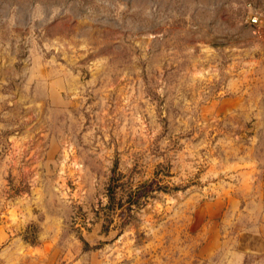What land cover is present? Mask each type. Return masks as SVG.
<instances>
[{
  "label": "rangeland",
  "instance_id": "1",
  "mask_svg": "<svg viewBox=\"0 0 264 264\" xmlns=\"http://www.w3.org/2000/svg\"><path fill=\"white\" fill-rule=\"evenodd\" d=\"M263 71L264 0H0V264H232Z\"/></svg>",
  "mask_w": 264,
  "mask_h": 264
},
{
  "label": "crops",
  "instance_id": "2",
  "mask_svg": "<svg viewBox=\"0 0 264 264\" xmlns=\"http://www.w3.org/2000/svg\"><path fill=\"white\" fill-rule=\"evenodd\" d=\"M258 78L259 83L255 90V97L249 100V104L256 105V110L250 114V117L256 122L257 128L260 127L258 132L260 141L258 140L257 144V151L260 154L257 159L252 160L254 163H250V169H254L255 173L251 176L252 189L247 198L248 207L247 209H240L239 206L227 208L220 213L222 217H227L232 213L236 218L234 222H244L243 224H235L234 227L237 228L234 231L233 243L227 247L229 248V257L226 258V261L232 264H249V261L251 264H259L260 261L264 263V71ZM246 217H249L248 221L243 219ZM214 222L216 224L214 225V233L202 247L203 250L210 251L208 256L222 246L220 224L219 221ZM1 232L0 229V241L2 243Z\"/></svg>",
  "mask_w": 264,
  "mask_h": 264
},
{
  "label": "built area",
  "instance_id": "3",
  "mask_svg": "<svg viewBox=\"0 0 264 264\" xmlns=\"http://www.w3.org/2000/svg\"><path fill=\"white\" fill-rule=\"evenodd\" d=\"M251 23H253V24H257L258 23L257 16H254V17L251 18Z\"/></svg>",
  "mask_w": 264,
  "mask_h": 264
}]
</instances>
